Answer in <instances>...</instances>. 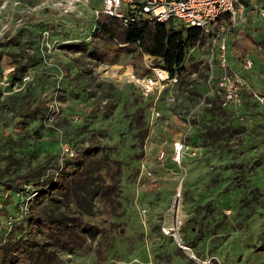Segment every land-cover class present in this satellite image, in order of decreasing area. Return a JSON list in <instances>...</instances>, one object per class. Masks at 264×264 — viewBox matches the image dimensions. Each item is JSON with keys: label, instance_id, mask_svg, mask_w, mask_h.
I'll return each mask as SVG.
<instances>
[{"label": "rangeland", "instance_id": "374dc122", "mask_svg": "<svg viewBox=\"0 0 264 264\" xmlns=\"http://www.w3.org/2000/svg\"><path fill=\"white\" fill-rule=\"evenodd\" d=\"M101 2L76 0L70 7L67 0H0L4 178L40 166L55 173L56 159L89 145L116 169L112 179L101 173L115 184L110 199L94 196L90 212L73 204L56 209L92 225L82 246L53 247L63 264H264V105L247 104V116L233 120L242 128L221 147L197 137L194 142L204 122L218 120L208 108L205 47L189 49L185 62L196 65L177 83L144 95L133 77L143 71L138 47L103 50L91 38ZM263 13L264 0H248L227 42L232 67L241 68L244 53L253 58L243 73L261 91ZM69 43H85L86 49ZM98 47L102 58L90 53ZM133 113L147 125L141 143ZM183 134L192 147L177 159L173 142ZM31 189L27 183L0 188L1 237L21 221L17 201L33 195ZM175 215L183 216L178 228Z\"/></svg>", "mask_w": 264, "mask_h": 264}, {"label": "trees", "instance_id": "16d2710c", "mask_svg": "<svg viewBox=\"0 0 264 264\" xmlns=\"http://www.w3.org/2000/svg\"><path fill=\"white\" fill-rule=\"evenodd\" d=\"M244 1L247 4L248 0ZM172 20L174 19L124 20L122 17L99 12L95 18L91 38L100 41L103 50L111 47L112 44L117 51L126 49L129 44H135L140 51L151 54L154 63L167 69L171 75L180 76L189 67L196 65L192 63L188 66L185 59L189 49L193 48L199 38L200 31L196 26H187L183 23L175 26ZM13 41L19 42L17 37L13 38ZM68 47L77 50L86 49L85 43H69ZM99 50L98 47L90 50V53L102 58L104 52ZM1 55L0 50V61ZM148 71L150 69L143 65L140 74ZM253 103L249 98L245 100L246 106ZM208 108L212 111L216 110L218 120L204 122V127L196 133V137L203 145L220 146L227 136L237 133L242 126L233 121L239 120L237 114L223 108L217 98H211ZM132 115L138 127L134 134L141 143L147 134V125L142 114ZM26 116L31 115L27 113ZM25 123L26 120H22L20 126L24 128ZM98 152V146L89 145L77 150L74 157H64L60 161L56 159L53 164L55 173L51 174L46 173L45 167L40 166L16 173L6 179L3 175L5 166L0 167V188L2 185L17 187L27 183L32 186L28 192H35L29 197L28 210L21 219L19 218L21 220L19 224L3 237L0 236V264H63V261L55 255L54 246L71 250L84 244L86 231L92 225L78 214L67 213L71 210L70 205L77 206L82 210L81 212L83 210L90 212L94 196L100 193L108 200L116 189L115 184L112 181L105 182V177L101 174L103 172L112 179L116 169L109 167L108 161L103 163L101 159L103 157L98 155ZM20 200L21 198L18 199L17 204ZM4 201L5 197L0 198V206L3 207ZM58 206L68 207L70 210H56Z\"/></svg>", "mask_w": 264, "mask_h": 264}, {"label": "built area", "instance_id": "2783aa9c", "mask_svg": "<svg viewBox=\"0 0 264 264\" xmlns=\"http://www.w3.org/2000/svg\"><path fill=\"white\" fill-rule=\"evenodd\" d=\"M75 1L67 0V6L71 7ZM245 8L244 0H102L101 7L96 8L95 12L96 16L99 12H103L122 17L124 20L180 19L184 25L198 27L200 35L193 48L203 45L206 49L207 95L210 100L217 98L223 108L244 119L247 116L246 99L264 105V91L252 86L243 73L244 70L252 68L253 58L248 53H244L241 58V68L232 67L227 58V42ZM141 53L145 67L152 71V74L146 72L140 76H133L141 93L147 95L155 90L162 92L169 85L178 82V76L171 75L167 69L154 63L151 54L144 51ZM201 101H205V96ZM191 147V143L187 141V134H183L173 142L174 157L179 159ZM30 196L32 195L29 194L18 202L22 213L28 210ZM12 222L11 219L8 221V227Z\"/></svg>", "mask_w": 264, "mask_h": 264}, {"label": "bare ground", "instance_id": "6f19581e", "mask_svg": "<svg viewBox=\"0 0 264 264\" xmlns=\"http://www.w3.org/2000/svg\"><path fill=\"white\" fill-rule=\"evenodd\" d=\"M177 208H176V211L178 210V208H179V200L177 199ZM182 218H183V216H180V217H177L176 215H175V224H174V226H173V228H178V225H179V223L181 222V220H182ZM179 238V237H178ZM179 242H181V240L179 239ZM183 244V243H182Z\"/></svg>", "mask_w": 264, "mask_h": 264}, {"label": "water", "instance_id": "95a60500", "mask_svg": "<svg viewBox=\"0 0 264 264\" xmlns=\"http://www.w3.org/2000/svg\"><path fill=\"white\" fill-rule=\"evenodd\" d=\"M193 141H194V142L196 141V136H195V135L193 136Z\"/></svg>", "mask_w": 264, "mask_h": 264}, {"label": "crops", "instance_id": "0c3cea01", "mask_svg": "<svg viewBox=\"0 0 264 264\" xmlns=\"http://www.w3.org/2000/svg\"><path fill=\"white\" fill-rule=\"evenodd\" d=\"M250 70V69H249ZM246 76V74H244Z\"/></svg>", "mask_w": 264, "mask_h": 264}]
</instances>
